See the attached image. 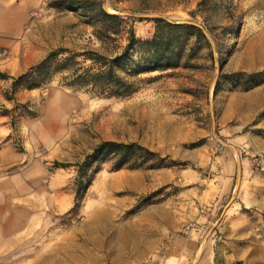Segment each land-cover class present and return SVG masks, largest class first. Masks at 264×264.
I'll use <instances>...</instances> for the list:
<instances>
[{"label": "rangeland", "instance_id": "374dc122", "mask_svg": "<svg viewBox=\"0 0 264 264\" xmlns=\"http://www.w3.org/2000/svg\"><path fill=\"white\" fill-rule=\"evenodd\" d=\"M83 7L119 14L137 37H150L157 17L199 32L184 30L175 44L177 65L141 73L130 94L98 95L66 86L56 74L33 88L34 99L19 104L11 123L21 113L29 144L40 140L45 203L39 227L6 264H23L22 246L38 256L31 264H118L117 247L105 248V221L116 229L158 200L176 201L192 186L199 194L222 173L216 159L223 156L231 162L233 190L215 213L236 216L240 230L253 231V264H264V0H45L30 38L43 42L46 53H105V41L94 34L100 23L88 22ZM68 54L62 50L58 57ZM106 140L137 143L152 153L136 149L120 167L89 157ZM79 171L92 177L80 197Z\"/></svg>", "mask_w": 264, "mask_h": 264}, {"label": "crops", "instance_id": "0c3cea01", "mask_svg": "<svg viewBox=\"0 0 264 264\" xmlns=\"http://www.w3.org/2000/svg\"><path fill=\"white\" fill-rule=\"evenodd\" d=\"M44 3L0 0V264L7 263L6 256L29 238L31 229L37 230L45 203L47 168L45 154L38 149L40 140L36 135L37 143L29 144L28 119L21 113L11 123L13 113L20 112L14 105L36 96L35 89L23 87L12 93V86L14 77L47 54L44 43L34 42L29 32ZM36 128L37 123L31 131ZM216 160L223 171L199 194L192 186L188 196L184 191L176 201L158 200L116 229L105 221V248L117 247L118 264L254 263L253 244L248 241L253 231L240 230L236 216L215 213L217 202L233 190L230 160L224 156ZM21 249L23 264L39 260L28 248Z\"/></svg>", "mask_w": 264, "mask_h": 264}, {"label": "trees", "instance_id": "16d2710c", "mask_svg": "<svg viewBox=\"0 0 264 264\" xmlns=\"http://www.w3.org/2000/svg\"><path fill=\"white\" fill-rule=\"evenodd\" d=\"M87 20L100 23L94 29L95 36L105 41V53L88 49L84 53H75L67 48L50 50L38 63L26 72L13 78L12 93L23 87L33 89L40 86L53 75L60 74L63 84L71 87L86 88L105 96H122L134 92L141 73L160 66L177 65L175 44L184 30L199 29L195 25L172 22L161 17L155 18V31L150 37H137L131 25L125 27L124 18L100 7H83ZM123 39V40H122ZM62 50L68 55L58 57ZM84 55L83 63L78 56ZM18 103L13 108H17ZM139 149L143 153L152 152L137 143H124L106 140L99 143L91 154L96 160L110 159L120 167L131 161L132 154ZM59 166V162L54 163ZM85 176L87 177L86 179ZM92 181L91 174L79 171L76 177V194L83 196Z\"/></svg>", "mask_w": 264, "mask_h": 264}, {"label": "built area", "instance_id": "2783aa9c", "mask_svg": "<svg viewBox=\"0 0 264 264\" xmlns=\"http://www.w3.org/2000/svg\"><path fill=\"white\" fill-rule=\"evenodd\" d=\"M19 107H20V106H18L17 108H13V109H15V110H18V109H19Z\"/></svg>", "mask_w": 264, "mask_h": 264}]
</instances>
